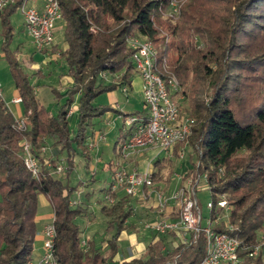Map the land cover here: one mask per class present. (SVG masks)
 Masks as SVG:
<instances>
[{
  "label": "trees",
  "instance_id": "1",
  "mask_svg": "<svg viewBox=\"0 0 264 264\" xmlns=\"http://www.w3.org/2000/svg\"><path fill=\"white\" fill-rule=\"evenodd\" d=\"M23 1L15 0L0 10L2 50L21 96L24 121L21 129L16 128L15 116L0 93V264H27L31 259L40 193L52 206L58 264H103L118 252L120 233L136 228L128 220L133 212L129 196L113 192L115 200H104L100 206L106 230L111 231L102 253L93 238L82 237L76 218L86 215L87 208L70 203L68 184L76 147L82 148L89 165L91 154L85 140L93 119L107 110L117 111L109 104H94V98L124 82L131 86L136 73L127 44L131 35L151 40L156 70L163 77L173 74L180 85L175 94L180 92L190 100L187 111L179 106L180 115L187 112L194 118L190 133L173 148L177 153L178 147L190 144L197 154L195 172L206 173L211 200L222 197L230 204L228 220L233 228H226L222 221L212 224L213 229L227 231L240 241L239 260L228 264H264V249L248 254L258 242L264 243V0H181L175 18L165 15L170 0H57L66 42L60 53L72 83L63 92L66 102L56 114L41 104L21 61L7 48L13 35L9 16ZM196 37L204 48H197ZM173 50L176 55L172 56ZM105 70L122 71L120 80L98 82ZM192 75L199 87L190 83ZM75 94L78 120L74 131L68 111ZM239 105L245 106L242 114ZM140 112L142 108L129 113ZM121 133L123 139L128 131ZM22 139L40 159H44L43 145L49 147L51 160L63 155V177L46 169L33 177L23 163ZM120 140L112 147L116 157ZM153 164L157 168L154 180H160L163 169L168 180L169 160L158 157ZM107 166L111 167V161ZM217 212L210 209V217L215 218ZM170 233L174 234L169 237L172 244L166 248ZM159 235L139 256L119 264H193L202 259L203 231L188 241H181L174 231Z\"/></svg>",
  "mask_w": 264,
  "mask_h": 264
},
{
  "label": "built area",
  "instance_id": "2",
  "mask_svg": "<svg viewBox=\"0 0 264 264\" xmlns=\"http://www.w3.org/2000/svg\"><path fill=\"white\" fill-rule=\"evenodd\" d=\"M15 0H0V10ZM24 0L19 6L23 18V27L31 36L35 48L39 51H46L53 43L54 23L61 17V9L57 0H41V5L28 4ZM167 15L175 18L179 14V5L176 0H170ZM127 44L132 50L131 60L135 71L141 78L142 109L140 113H122L123 129L128 131L126 136L118 143L117 160L111 162L110 181L107 190L104 191V200L112 203L115 197L113 192L122 191L123 194L133 197L139 196L147 200L151 194L155 195L156 203L154 211L156 217L145 222L144 226L163 234L167 231H174L181 241H188L194 238L199 231L205 235V252L199 262L193 264H228L239 260L238 238L230 235L227 231L215 230L213 223L221 221V212H229L230 204L224 198H218L215 202L207 201V207L214 208L218 212L215 218L210 215L205 225L201 224V208L196 198V184L200 179L201 172L191 173L186 185H180L172 194L165 197L163 192L156 187L153 180V169L151 161L147 160L144 166L139 169L134 162L135 157L147 149L164 151L171 155L174 144L184 141L190 133L191 124L194 118L186 115L180 117L179 104L175 98V92L180 85L173 74L168 73L161 76L155 68V49L150 39L131 35L127 38ZM102 79L110 78L111 82L120 80L122 71H101ZM124 93L128 91V85L124 82L120 84ZM1 93V92H0ZM12 102H21V96H15ZM70 108L68 113H71ZM24 125L21 116L15 117V126L21 129ZM106 139L104 132L90 133L86 140V149L92 151L97 149L99 143ZM22 159L25 167L31 172L33 177H38L43 169L49 173L60 175L66 167L65 159L60 157L56 160L49 158L50 152L47 145L40 147V153L44 159L35 155L26 139H22ZM184 146L179 147L180 155H183ZM97 160H99L97 158ZM94 174V170H92ZM206 177V173L204 172ZM174 201L177 205V218L172 219L165 212L166 204ZM71 204H76L72 202ZM219 209V210H218ZM52 221L46 223L42 228L43 252L33 263L28 260L27 264H58L54 256L55 227ZM228 229L233 225L229 222L223 223ZM84 244V240H82ZM264 249V245L257 244L248 252L255 255L259 249Z\"/></svg>",
  "mask_w": 264,
  "mask_h": 264
},
{
  "label": "rangeland",
  "instance_id": "3",
  "mask_svg": "<svg viewBox=\"0 0 264 264\" xmlns=\"http://www.w3.org/2000/svg\"><path fill=\"white\" fill-rule=\"evenodd\" d=\"M176 1L179 5L180 12L181 0ZM30 2L34 1H28L27 3L29 4ZM168 11L169 8L167 7L165 15H167ZM9 20L10 25L13 27V35L7 48L9 51L15 52L17 58L21 61L24 70L29 75V79L33 84V90L41 104L51 113L56 114L61 106L66 102L67 95L63 92L66 87L72 83L71 77L67 74V64L65 58L60 53V51L66 46L64 39V20L60 17L55 21L53 32V44H55V48L52 49V46H50L46 51H39L35 48L31 36L23 27V18L19 7L10 14ZM3 37V26L1 24L0 16V92L8 108L13 112V115L17 114V110H20L22 114V104L20 102H12L11 100L13 97L18 96L19 93L15 88L8 61L3 54ZM167 38L172 39L175 37L167 36ZM195 40L197 48H204V43L200 41L198 37H196ZM241 40L246 43L244 38ZM170 55H176L175 51H171ZM233 57L235 56L233 55ZM132 77L133 88L128 89L127 93L124 94L121 90V86L118 85L113 91L102 92L94 98V104H109L117 109V111L107 110L100 117H95L93 119V125L88 127L87 132L89 134L90 132H104L106 140L99 143V148L90 151L91 160L89 165H86L85 163L82 148L76 147V153L74 155V168L68 177V184L71 188L70 200L72 202H76V204L86 206L88 212L86 215H80L76 218V222L82 231V237L93 238L101 251H105L107 249V238L111 234V231L106 230V216L100 209L101 204L104 203L103 188H106L109 184L110 167L107 166V163L109 161L114 162L117 160L112 147L116 140L121 139V131L124 132L122 113L130 114L129 112L140 110L142 108L141 78L137 73H135ZM97 80L98 82L101 81L104 83H111L110 78L102 79L100 75H98ZM189 81L194 88L199 87V82L195 79V75L190 76ZM77 96V94L74 95V100L71 103L72 111L68 116L70 127L74 131L76 130L78 120ZM111 98H116L118 103L111 104ZM175 98L180 108L187 111L190 100L180 92L175 95ZM117 104L119 106H116ZM237 107L240 108L238 112L239 114H242L245 111L244 105H239ZM186 115L190 114L187 112H181L180 117L184 118ZM141 156H143L142 153L139 157ZM59 157L64 158L63 155H59ZM159 157H166L169 160L170 176L167 183L161 181V183L155 185L160 188L159 190L163 192V196L165 198L172 196L174 191L180 185L187 184L190 174L195 173L196 171L198 160L196 152L188 143L184 146L183 155H180V152L172 153L171 155L166 153L164 154L162 152ZM97 158H100V160H97ZM92 170H94V174H92ZM196 198L201 208V224L205 225L207 223V218L209 217L207 201L211 200V195L204 172H201L200 179L196 184ZM155 203L156 199L153 194H151V196L142 204H135V202H133V217H130V220L135 223L136 228L130 231H124L125 235L130 233V238L134 235H140V237H138L139 241L146 244L148 243L149 238L147 235L153 230L143 226V218L140 216L144 212V208L153 209V205ZM51 213V203L43 193H40L38 195L36 206V215L40 216V221H38V223L36 222L37 228H43L46 223L52 221L53 217ZM221 216L220 220L223 223H226L229 217L228 211L223 210V212H221ZM145 222H147V220ZM151 234L153 237L159 235L155 231ZM258 234L262 237L261 230ZM173 235L174 234L170 233L171 237ZM39 238L38 248L36 249L33 246L31 257V261L33 263L36 261L38 255L41 256L43 252L42 245L44 235L41 234V237ZM130 238L119 239L118 253L120 255L125 253L126 256H129L130 253L127 251V243L130 244ZM35 240L36 239H34V242ZM171 244L172 242H170L169 237H167L165 247H171ZM258 244L264 245L262 242H258ZM103 264H119V260L109 259Z\"/></svg>",
  "mask_w": 264,
  "mask_h": 264
},
{
  "label": "crops",
  "instance_id": "4",
  "mask_svg": "<svg viewBox=\"0 0 264 264\" xmlns=\"http://www.w3.org/2000/svg\"><path fill=\"white\" fill-rule=\"evenodd\" d=\"M28 1H34V2H30L29 4H35V5H38V6H40L41 5V0H28ZM139 76V75H138ZM133 88V77H132V82H131V86H128V89H132ZM114 90V89H113ZM113 90H110V91H108V92H111V91H113ZM124 93V92H123ZM125 94V93H124ZM112 103H118V101L116 100V98H111V104ZM116 106H119L118 104L116 105ZM18 109V108H17ZM13 113V112H12ZM21 115V112H20V110H17V114H15L14 116L15 117H17V116H20ZM106 140V139H105ZM98 148H99V146H98ZM178 150H179V147H178V149H177V153H179L178 152ZM164 153L165 154V152L164 151H157V150H155V149H147L146 151H144L143 153H142V155L143 156H141V157H139V155H137L136 157H135V160H134V162L137 164V166L139 167V169H141L143 166H144V164L147 162V160H149V159H152V161H151V164H152V169H153V172H155L156 170H157V168L154 166V164H153V161L156 159V158H158L159 157V155L161 154V153ZM172 152L173 153H175V151H174V148H172ZM114 153V152H113ZM144 155H145V157H144ZM96 157H98V156H96ZM99 160H100V158H98ZM91 160V159H90ZM166 173H167V170L166 169H163L162 170V172H161V178H160V180L159 181H155L154 180V178H153V180H154V184L155 185H157L158 183H161V181H164V182H166L167 183V180H165V175H166ZM165 174V175H164ZM109 181H110V173H109ZM118 194H123L122 193V191H118ZM129 199H130V202H131V204L133 205V202H135V204H142L145 200H143V199H141L138 195L137 196H133V197H129ZM144 210V212L142 213V215L140 216V217H142L143 218V220H142V224H143V226H144V224H145V221L147 220V221H151V220H153L157 215H156V213H155V211H154V209H147V208H144L143 209ZM165 212L166 213H168V216L170 217V218H172V219H175V218H177V215H176V213H177V205H176V203L174 202V201H169L168 202V204H166V208H165ZM133 213V212H132ZM51 215L53 216V211H52V213H51ZM131 218L133 217V215L131 214V216H130ZM129 221H132V220H130V218L128 219ZM38 221H40V216L39 215H36V222L38 223ZM134 223V222H133ZM135 224V223H134ZM145 227V226H144ZM146 228V227H145ZM132 229H134V228H130V229H127V230H124V231H130V230H132ZM124 231H122L121 233H120V236H119V239H122V238H124V239H127V238H130V233H127V235H125L124 234ZM151 231V230H150ZM153 232V231H152ZM151 232V233H152ZM151 233H148V238H149V240H148V242H150L151 240H153L154 238H156V237H158V236H161V235H158V236H152V234ZM41 234H42V228H37V233H36V235H35V242H34V248H38V245H39V237H41ZM138 237H140V235H134V236H131V238H130V244L129 243H127V251H129V256H126V254L124 253L123 255H120L118 252H119V245H118V252L115 254V256L113 257V259H117V260H119V263L120 262H122L123 260H129V259H131V258H133V257H135V256H139L142 252H143V250H144V247H145V245H146V243H143V242H141V241H139V239H138ZM167 237H170V235H167ZM119 241V240H118ZM37 242H38V244H37ZM96 243V242H95ZM97 245V244H96ZM42 247H43V245H42ZM98 247V246H97ZM43 249V248H42ZM101 251V250H100ZM106 251V250H105ZM105 251H101L102 253H104ZM123 251V250H122ZM124 252V251H123ZM40 257V255H38V257H37V259ZM36 259V260H37Z\"/></svg>",
  "mask_w": 264,
  "mask_h": 264
}]
</instances>
